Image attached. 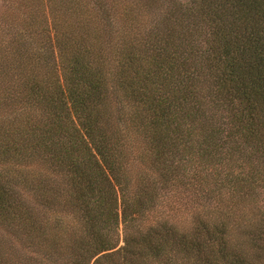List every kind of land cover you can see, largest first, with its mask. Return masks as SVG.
I'll return each instance as SVG.
<instances>
[{"label": "trees", "instance_id": "obj_1", "mask_svg": "<svg viewBox=\"0 0 264 264\" xmlns=\"http://www.w3.org/2000/svg\"><path fill=\"white\" fill-rule=\"evenodd\" d=\"M3 2L0 264H264V0Z\"/></svg>", "mask_w": 264, "mask_h": 264}, {"label": "rangeland", "instance_id": "obj_2", "mask_svg": "<svg viewBox=\"0 0 264 264\" xmlns=\"http://www.w3.org/2000/svg\"><path fill=\"white\" fill-rule=\"evenodd\" d=\"M4 9V2L3 0H0V12H4ZM124 131L123 134L125 135L126 144L129 146H135H132L131 149L136 155V153L140 151L142 147L138 146L139 143L134 141V136H131V134ZM129 158L135 160L133 154H131ZM133 160H130V162H126L125 164L127 176L135 175L134 173H136V170L138 169V167L135 166V161ZM53 182L55 183L58 190H62L61 187H63L64 184L62 183V178L59 177V180L57 178ZM158 184L160 185L161 183ZM158 192L160 195H158L159 197L156 200L154 208L152 209V211L150 210V212H148L146 216H144V218L142 219L143 223L145 224H149L150 222H156L157 219L162 221L164 218L168 221L177 223V225L180 227H188L193 221L196 212L199 211L206 213L207 211L206 208H201L202 201H200L199 198L193 196L191 193H188L186 190L181 189V187L178 186L176 182H169L168 186H166L165 188H161L160 190L158 189ZM30 197H33V194L30 195ZM30 197L25 196L27 200H30ZM191 205H195L197 208H191ZM60 206L58 208H61ZM36 208L39 210V214H43L46 210V208L41 205H36ZM50 213H52L51 219L54 218L56 220L59 217L60 220V216L63 217L62 213L59 210H55L54 212L50 211ZM60 223L61 225L68 224L67 221H60ZM54 224L56 225V222ZM5 235L9 239V242L12 244V247L10 249L12 252H14L16 257L20 258L24 254L25 256L29 257L33 254L30 248H24V245H22L21 243L20 246L19 242L15 238H10L6 233H4L3 235L2 233H0V239L2 241H6L4 238ZM119 235L120 237H122L123 235L122 224L119 225ZM120 244H122V241H120ZM11 251L9 250L8 252Z\"/></svg>", "mask_w": 264, "mask_h": 264}]
</instances>
